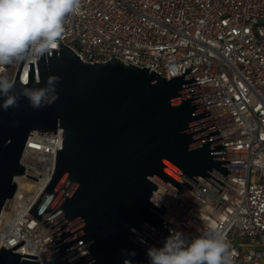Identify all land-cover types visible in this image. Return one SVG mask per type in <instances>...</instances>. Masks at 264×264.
Returning <instances> with one entry per match:
<instances>
[{
    "label": "water",
    "instance_id": "water-1",
    "mask_svg": "<svg viewBox=\"0 0 264 264\" xmlns=\"http://www.w3.org/2000/svg\"><path fill=\"white\" fill-rule=\"evenodd\" d=\"M21 67L14 94L55 75L59 98L39 110L23 96L0 108V217L25 173L29 136L59 127L55 170L31 212L50 227L61 264H149L180 190L195 184L215 198L228 179V145L191 68L160 75L121 58L86 62L62 40L29 62L27 84ZM24 242L2 244L0 264H41L13 251Z\"/></svg>",
    "mask_w": 264,
    "mask_h": 264
},
{
    "label": "built area",
    "instance_id": "built-area-1",
    "mask_svg": "<svg viewBox=\"0 0 264 264\" xmlns=\"http://www.w3.org/2000/svg\"><path fill=\"white\" fill-rule=\"evenodd\" d=\"M61 40L86 62L121 58L160 75L191 68L231 158L229 177L213 198L193 184L162 216L189 240L223 236L233 264H264V0H82L65 19ZM31 59L0 68V78L28 82ZM56 134L31 133L0 246L61 264L50 227L31 210L55 170ZM30 185V187H28ZM6 204V205H7Z\"/></svg>",
    "mask_w": 264,
    "mask_h": 264
},
{
    "label": "clouds",
    "instance_id": "clouds-1",
    "mask_svg": "<svg viewBox=\"0 0 264 264\" xmlns=\"http://www.w3.org/2000/svg\"><path fill=\"white\" fill-rule=\"evenodd\" d=\"M82 0H0V68L13 62L38 60L58 46L65 33V19L79 13ZM59 76H50L42 88L22 89L14 94V84L0 78V108H18L21 96L36 110L58 100ZM27 84V80L24 81ZM135 231V229H132ZM144 241L142 240L141 243ZM225 238L203 233L191 240L170 230L162 247L147 250L149 264H233L234 252ZM130 255H135L134 252ZM124 264H131L125 260Z\"/></svg>",
    "mask_w": 264,
    "mask_h": 264
},
{
    "label": "rangeland",
    "instance_id": "rangeland-1",
    "mask_svg": "<svg viewBox=\"0 0 264 264\" xmlns=\"http://www.w3.org/2000/svg\"><path fill=\"white\" fill-rule=\"evenodd\" d=\"M12 205H13V202H9L5 207H4V211L6 213V216H8L12 210Z\"/></svg>",
    "mask_w": 264,
    "mask_h": 264
},
{
    "label": "bare ground",
    "instance_id": "bare-ground-1",
    "mask_svg": "<svg viewBox=\"0 0 264 264\" xmlns=\"http://www.w3.org/2000/svg\"><path fill=\"white\" fill-rule=\"evenodd\" d=\"M19 184H20V187H22L23 186V183L22 182H19ZM28 187H30V185H28ZM18 190V189H17ZM17 192V191H16ZM7 218V216H6V213H5V211L3 210L2 211V214H1V217H0V225L2 224V222L4 221V219H6Z\"/></svg>",
    "mask_w": 264,
    "mask_h": 264
}]
</instances>
